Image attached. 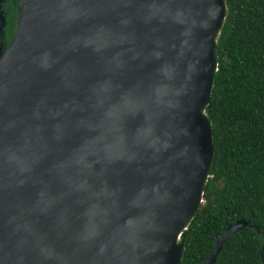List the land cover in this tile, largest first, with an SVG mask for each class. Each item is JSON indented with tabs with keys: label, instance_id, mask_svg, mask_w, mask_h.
<instances>
[{
	"label": "water",
	"instance_id": "1",
	"mask_svg": "<svg viewBox=\"0 0 264 264\" xmlns=\"http://www.w3.org/2000/svg\"><path fill=\"white\" fill-rule=\"evenodd\" d=\"M225 8L18 0L0 45V264H180ZM247 224L227 223L200 264Z\"/></svg>",
	"mask_w": 264,
	"mask_h": 264
},
{
	"label": "trees",
	"instance_id": "2",
	"mask_svg": "<svg viewBox=\"0 0 264 264\" xmlns=\"http://www.w3.org/2000/svg\"><path fill=\"white\" fill-rule=\"evenodd\" d=\"M218 61L205 112L213 155L203 200L184 228L180 264H200L217 234L237 218L212 264H264V0H225ZM8 32L15 7L6 8Z\"/></svg>",
	"mask_w": 264,
	"mask_h": 264
},
{
	"label": "flooded vegetation",
	"instance_id": "3",
	"mask_svg": "<svg viewBox=\"0 0 264 264\" xmlns=\"http://www.w3.org/2000/svg\"><path fill=\"white\" fill-rule=\"evenodd\" d=\"M10 3L15 7V16H14L13 26L10 32H8V30H6L8 26L6 8L7 6L10 5ZM17 3H18V0H0V45L2 47L5 46V44L8 42L13 32L15 17H16V10H17Z\"/></svg>",
	"mask_w": 264,
	"mask_h": 264
},
{
	"label": "rangeland",
	"instance_id": "4",
	"mask_svg": "<svg viewBox=\"0 0 264 264\" xmlns=\"http://www.w3.org/2000/svg\"><path fill=\"white\" fill-rule=\"evenodd\" d=\"M17 5H18V3H17Z\"/></svg>",
	"mask_w": 264,
	"mask_h": 264
}]
</instances>
